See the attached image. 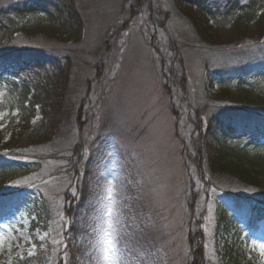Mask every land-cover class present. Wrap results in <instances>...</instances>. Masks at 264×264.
Masks as SVG:
<instances>
[{"label": "rangeland", "instance_id": "obj_1", "mask_svg": "<svg viewBox=\"0 0 264 264\" xmlns=\"http://www.w3.org/2000/svg\"><path fill=\"white\" fill-rule=\"evenodd\" d=\"M7 3L0 0V7ZM80 5L84 34L60 46L74 50L76 69L89 80L77 112L81 125L74 127L67 151L28 176L51 202L49 223L12 208L0 219V263L31 257L46 245L61 264H133L120 238L127 233L125 221L136 227L138 215L125 214L140 197L139 190L132 191L140 184L155 223L144 238L163 244L135 264H182L187 213L179 198L191 181L208 264H233L234 258L239 264H264V223L236 243L239 252L233 250V234L217 231L218 193H206L196 172L201 154L214 146L202 131L201 112L219 93L215 72L233 65L224 54L230 48L221 53L199 45L192 28L208 30L210 21L175 0H81ZM203 39L231 44L234 31L211 28ZM1 114L0 146L9 151L17 115ZM240 227L249 225L241 220Z\"/></svg>", "mask_w": 264, "mask_h": 264}, {"label": "trees", "instance_id": "obj_2", "mask_svg": "<svg viewBox=\"0 0 264 264\" xmlns=\"http://www.w3.org/2000/svg\"><path fill=\"white\" fill-rule=\"evenodd\" d=\"M175 1L204 14L211 23L208 30L232 27L234 31L232 43L220 46L203 39L208 30L192 28L205 49L232 51L224 53L233 64L230 70L215 72L216 99L201 112L202 131L214 146L211 153L201 154L196 172L206 193H218L217 231L228 236L231 232L232 249L239 252L236 243L264 223V0ZM80 4L81 0H8L0 7V114L17 115L9 151L0 146V219L12 208L37 223H49L51 202L28 176L46 160L67 151L74 127L81 125L77 112L85 103L89 80L87 73L76 69L74 50L60 46L79 41L84 34L86 21ZM195 186L189 181L179 198L187 213L182 264H208L205 234L194 212L200 203ZM134 190L140 191V197L131 201L125 216L138 215L136 227L125 221L127 233L120 238L133 264L144 262L143 254L154 253L163 244L144 238L155 223L142 186L136 184ZM241 220L247 221V230L240 227ZM47 247L12 264H61ZM234 259L230 261L239 264Z\"/></svg>", "mask_w": 264, "mask_h": 264}, {"label": "snow or ice", "instance_id": "obj_3", "mask_svg": "<svg viewBox=\"0 0 264 264\" xmlns=\"http://www.w3.org/2000/svg\"><path fill=\"white\" fill-rule=\"evenodd\" d=\"M2 114H0V120H2ZM3 155H7V156H9V154L7 153V152H5V153H2ZM10 158H12V157H10ZM260 253H261V255L262 256H264V246H262L261 248H260Z\"/></svg>", "mask_w": 264, "mask_h": 264}]
</instances>
